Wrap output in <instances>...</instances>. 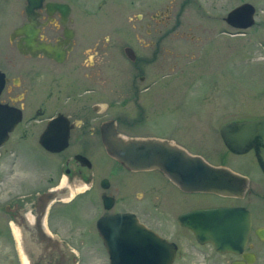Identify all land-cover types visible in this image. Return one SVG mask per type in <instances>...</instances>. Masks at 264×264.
Segmentation results:
<instances>
[{
	"label": "flooded vegetation",
	"instance_id": "obj_1",
	"mask_svg": "<svg viewBox=\"0 0 264 264\" xmlns=\"http://www.w3.org/2000/svg\"><path fill=\"white\" fill-rule=\"evenodd\" d=\"M258 14L252 0H0V249L74 264L92 240L106 252L97 221L113 214L171 243V264H264V173L222 136L264 115H212L176 62L189 43L244 39ZM113 135L197 157L209 188L126 167Z\"/></svg>",
	"mask_w": 264,
	"mask_h": 264
},
{
	"label": "water",
	"instance_id": "obj_2",
	"mask_svg": "<svg viewBox=\"0 0 264 264\" xmlns=\"http://www.w3.org/2000/svg\"><path fill=\"white\" fill-rule=\"evenodd\" d=\"M250 4H242L229 14V19L245 12ZM248 12V14H247ZM246 12L247 22L252 24V8ZM227 146L241 152L254 148L259 165L264 173V117L230 123L222 129ZM3 139H0L2 142ZM110 154L120 163L133 169H159L169 179L185 189H203L208 183H201L209 174V168L197 157H191L182 150L170 152L166 142L153 139H127L122 136L105 141ZM114 223V225H113ZM118 224V226L116 225ZM120 224H125L124 227ZM97 230L108 256V264H171L174 246L154 232L143 229L126 215L104 214L97 221ZM46 258L50 252H41ZM68 264H72L73 252L67 253ZM50 260V258H48Z\"/></svg>",
	"mask_w": 264,
	"mask_h": 264
},
{
	"label": "rangeland",
	"instance_id": "obj_3",
	"mask_svg": "<svg viewBox=\"0 0 264 264\" xmlns=\"http://www.w3.org/2000/svg\"><path fill=\"white\" fill-rule=\"evenodd\" d=\"M252 1L257 4L256 19L264 22V0ZM223 40L183 46L176 62L184 72L177 82L192 84L193 99L218 104L207 108L212 115H223L225 108L220 106L225 105L233 116L264 115V27L251 29L242 40ZM216 74L218 78L212 82L209 76ZM90 245V250L75 252L74 264H108L100 241L92 240ZM0 264L20 262L14 252L0 249Z\"/></svg>",
	"mask_w": 264,
	"mask_h": 264
}]
</instances>
